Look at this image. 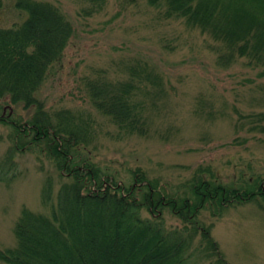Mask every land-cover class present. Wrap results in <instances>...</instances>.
<instances>
[{
    "label": "trees",
    "instance_id": "obj_1",
    "mask_svg": "<svg viewBox=\"0 0 264 264\" xmlns=\"http://www.w3.org/2000/svg\"><path fill=\"white\" fill-rule=\"evenodd\" d=\"M79 1L86 5L81 15L87 18L103 12L108 2ZM146 2L161 20L181 21L218 43L217 66L242 63L264 73V0ZM15 8L27 18L0 27V125L12 130V151L1 164L15 178L13 153H32L50 161L63 182L55 199L50 180L43 188L48 213L22 211L14 227L16 245L0 248V264H188L197 236L204 257L228 264L212 226L200 217L204 212L222 217L230 208L250 203L262 206L264 172L242 174L228 184L211 167H200L174 185L151 179L138 167L127 170L129 183L121 185L110 169L92 159L89 148L98 139L95 119L67 109L51 111L39 96L48 78L65 67L73 24L50 2L16 0ZM83 82L92 108L118 138L152 136L153 112L167 95L164 75L155 67L136 61L112 77L100 70ZM195 114L210 120L218 116L203 95ZM255 118V129L264 134V113ZM165 212L182 228L166 227Z\"/></svg>",
    "mask_w": 264,
    "mask_h": 264
},
{
    "label": "rangeland",
    "instance_id": "obj_2",
    "mask_svg": "<svg viewBox=\"0 0 264 264\" xmlns=\"http://www.w3.org/2000/svg\"><path fill=\"white\" fill-rule=\"evenodd\" d=\"M3 1L1 28H11L27 18L15 8L16 0ZM36 1L59 7L75 30L65 67L48 78L39 96L51 111L67 109L95 119L98 139L89 148L92 159L103 170L110 169L121 185L129 183L127 170L138 167L151 179L174 185L200 167H211L228 184L242 174L251 177L264 172V134L255 129V115L264 113L262 69L242 63L217 66L214 48L218 43L181 21L161 20L146 0H108L103 12L89 18L81 15L86 5L79 0ZM136 61L148 63L164 75L167 95L153 112L152 136L118 138L116 129L92 108L83 80L100 70H108L112 77ZM201 95L214 104L215 119L195 114ZM11 135L10 128L0 125V178L4 179L0 181V248L16 245L14 227L24 209L48 213L43 204L48 181L54 199L63 182L50 161L28 152H12L17 164L13 178L1 164L12 151ZM225 213L212 218L204 212L200 217L202 223L212 226L211 235L225 261L264 264V205L250 203ZM164 220L171 230L182 228L168 212ZM200 239L197 236L188 264H217L216 256L204 257Z\"/></svg>",
    "mask_w": 264,
    "mask_h": 264
}]
</instances>
